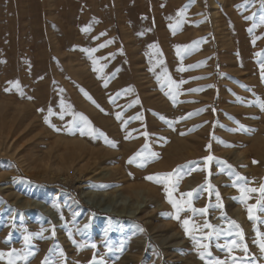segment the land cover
<instances>
[{"label": "rangeland", "instance_id": "obj_1", "mask_svg": "<svg viewBox=\"0 0 264 264\" xmlns=\"http://www.w3.org/2000/svg\"><path fill=\"white\" fill-rule=\"evenodd\" d=\"M185 4L0 0V252L15 249V264H41L46 255L53 264H205L197 242L209 246L208 259L264 264L256 243L264 237V194L241 200L232 186L235 174L246 178L238 186L264 184V111L252 103L264 102V0H192L173 34L169 25ZM193 41L196 50L181 47L177 56L175 46ZM188 65L198 66L178 71ZM169 77L187 81L175 101L166 95ZM75 113L104 136L81 135ZM209 155L231 169L215 160L206 166ZM181 165L190 174L174 198L198 190L190 207L206 211H182L177 220L163 185L146 177Z\"/></svg>", "mask_w": 264, "mask_h": 264}, {"label": "snow or ice", "instance_id": "obj_2", "mask_svg": "<svg viewBox=\"0 0 264 264\" xmlns=\"http://www.w3.org/2000/svg\"><path fill=\"white\" fill-rule=\"evenodd\" d=\"M191 2H192V0H189V4ZM245 3H247V0H245ZM189 4H185L179 10H177L176 16L180 18L177 21V24L175 26H173L171 24L169 25V28L173 32V34H175V32L183 24V22H184L183 17H184V14L187 11V8L189 7ZM237 7L241 8V7H244V5H237ZM245 19H250V17H246ZM261 21L264 22V16L261 17ZM253 27H255V26H253ZM90 30H91L90 26H87V27H84V28L81 29V31H83V32H88ZM248 31H249V33H251L253 31V28H249ZM100 35L103 36V35H105V33H101ZM98 38L99 37H94V39H98ZM110 43H112V41H106L105 43L98 45L97 48L85 49V51L88 52L91 55V53H94V52L98 51L100 48L107 47L108 44H110ZM199 43H200L199 41H193L192 44H190V45H184V46L177 45V46H175L177 48V56L181 55V53L179 51V49L181 47H183L185 49L187 54H190L191 51L197 49V45ZM253 44H255V40H253ZM153 47H155V46L153 45ZM256 55L259 56V55H261V53H257ZM100 59H106V57H101ZM96 62H97L96 60H93V64L94 65L96 64ZM198 63L199 64H203L204 62L201 61V62H198ZM197 66L198 65H188L187 68L180 67V68H178V71L183 72V71H186L188 69L195 68ZM93 70L96 71L95 67H94ZM150 71H151V69H150ZM201 78L202 77H194V79H201ZM159 79L160 78L157 77L158 81H159ZM261 79L264 80V63L261 64ZM186 82L187 81H185V80H180L177 83V82L171 80V78L169 77L168 78V83L170 85V90H169V92L166 93V95H168L170 99L175 101V98H176V95H177L178 90L180 88V85H182V84H184ZM9 83L12 84L14 87H17V88L19 87L18 82H9ZM106 86H107V84L105 83V87ZM209 87H211V85H209ZM6 91H7V89H6ZM123 91L124 92H128V91H131V89H125ZM189 91L197 92V91H200V89L194 88V89H189ZM85 95L87 96L86 93H85ZM116 95L119 96V95H121V93L118 92ZM87 98L91 99L90 97H87ZM112 102H114V101H112ZM138 102L139 101L137 100L136 103H138ZM93 103H95V102L93 101ZM252 103H254L255 105L259 106L260 109L262 111H264V102H261L259 100V98H257ZM197 111H201V110H197ZM49 112L51 113V110H49ZM191 115H192V113H189L188 117H190ZM63 118L64 117H63V113H62L60 115V119H63ZM185 118H187V117H181L180 119H185ZM116 119L117 120L121 119V114L120 113L116 114ZM135 119H142V117L137 115L135 117ZM161 119H163V117H161ZM48 122H49L48 117H45V123H48ZM72 123H73V125L75 127L79 128L81 135H84L85 132H87V134L90 135V136H95L97 134H99L100 136H104V133L100 132L98 129L94 128L93 125L91 124V121L85 115H83L82 113H75ZM124 123L126 124L127 122L125 121ZM235 130L236 129H232V131H235ZM145 135H147V134L145 133ZM126 138H128V137L126 136ZM105 142L111 147H116L115 142H113L111 140H108L107 137H105ZM144 147L147 148V145H145ZM150 155H151L152 158H158L156 153H151ZM139 156H141L140 152L135 153L132 157L129 158L128 163L136 162V158L139 157ZM203 159H204V162H205L206 166L208 165L209 162H212V161L215 160L217 163L223 165L224 168L231 169V165H228L225 161L218 160L217 158H215V157H213L211 155H209L207 157H204ZM148 162H149V160L145 159L142 162H140L138 164V166L139 167H144L146 165V163H148ZM253 163H256V161H253ZM185 167L186 166L181 165V166H178L177 168L173 169L172 172L157 173V174L149 175V176L146 177V179H148L150 181H153V182H155L157 184H162L163 185L164 191L166 193L167 202L169 204H171L172 207L176 211V215L173 218L177 219V220H180L179 213L182 212V211L190 210L193 214H195L197 212L203 214L206 211V209H199L198 210V209H196L194 207H190L191 199L193 198V192H196L198 190H193V192L180 193V199H176L173 196V193H175L177 191V189H178L179 181H180V179H182L183 175L190 174V172L189 173H185L184 171H182ZM224 168H222L221 170L223 171ZM192 170H198V169H192ZM228 174H229V176H232L234 174V171L233 172H229ZM236 181H245L246 182V178L240 176L239 174H235V180L233 181V185H232V186L238 187L239 191L241 192V197L239 198L241 200L245 199L246 193H248V192L259 191L261 194H264V184H262L259 189L246 188V187H243V186H238ZM208 187L211 188L212 186L208 185ZM216 196H217V200L219 201V199H220L219 193H217ZM185 197H188L189 199L187 201H185L184 200ZM262 199H264V195H262ZM186 205H187V207H186ZM248 211H249V219H252V215H251L252 210H251V208H249ZM181 223H182V227L184 228L185 234L188 235L189 232H190V229L188 227L190 221L185 219ZM204 227L205 228H209V229L212 228V226L210 224H208L207 222H205ZM211 235H212V233L209 232L208 236L210 237ZM238 235H240L241 240H243L242 233H238ZM258 235H259V233H258ZM191 238L193 239V241H196V237L195 236H192ZM24 243H25L26 246L30 244V236L29 235H25L24 236ZM256 243H257L260 251L262 253H264V237H262L259 241H256ZM92 247H95V245L93 244ZM197 247L200 248V249H203L201 251H198V257H199V259L205 261V264H228V262L225 261V260L208 259V257L211 256V253L207 251V249L209 247L207 244H199L197 242ZM53 251H54V249H49V253L50 254ZM228 251H229V253L232 252V246L228 247ZM243 251L245 253H247L248 249H247L246 246L243 248ZM31 255H34V253L29 251L27 253V255L23 257V259L27 260L28 256H31ZM5 256H7V258H8L7 259V264H15L16 259L18 258L17 255H16V250L15 249H13L11 252H8V253L0 252V260H3L5 258ZM61 256H63L62 252H61ZM41 264H53V261L50 259V256L46 255L44 260L41 262ZM90 264H91V262H90ZM232 264H236V258L235 257H233Z\"/></svg>", "mask_w": 264, "mask_h": 264}, {"label": "bare ground", "instance_id": "obj_3", "mask_svg": "<svg viewBox=\"0 0 264 264\" xmlns=\"http://www.w3.org/2000/svg\"><path fill=\"white\" fill-rule=\"evenodd\" d=\"M258 136H256V138H257ZM259 141H260V139H259ZM258 141V142H259ZM257 142V143H258ZM87 202H90V203H92L93 201H92V199L90 198V199H85ZM103 208V210L104 211H108V210H112V208H111V206H109V205H105L104 207H102ZM119 213V212H118Z\"/></svg>", "mask_w": 264, "mask_h": 264}]
</instances>
